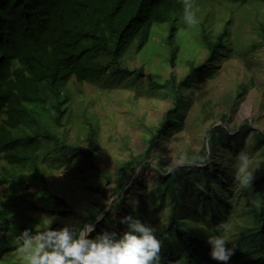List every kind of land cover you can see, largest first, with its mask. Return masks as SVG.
Masks as SVG:
<instances>
[{"label": "rangeland", "instance_id": "rangeland-1", "mask_svg": "<svg viewBox=\"0 0 264 264\" xmlns=\"http://www.w3.org/2000/svg\"><path fill=\"white\" fill-rule=\"evenodd\" d=\"M193 4L198 9L199 29L205 25L213 38L227 29L228 48L220 50L214 61L208 62L212 76L200 74L189 88L181 89L186 97L185 106L182 113L175 116H178L177 122H183V127L177 130V126L169 130L170 135L164 133L157 138L149 161L151 166L136 164L128 171L123 168L127 161L137 160L145 153L150 138L159 132L167 111L175 106L169 87L156 86L152 81L163 84L173 77L179 83L191 69L189 61L207 62L209 51L198 44L191 29L184 31V46L179 51L176 66L164 54V51H170L165 42L170 29L168 25H162L153 38L159 45L157 50L149 43L147 52H138L132 47L125 53L122 66L135 71L133 74L117 78L107 73L94 82L84 83H78L75 78L70 80L65 87L69 95L68 110L63 119L66 124L56 129L65 148L50 142L39 152V166L44 178L35 176V172H24L23 177L31 184L29 191L33 194L28 198L35 200L37 207L28 204L29 208L23 213L12 212L10 229L0 235L17 240V235L23 231V221L30 230L37 232L49 227L48 217L56 218L50 225L54 229L65 223L82 227L90 222L95 223L96 232L104 228L119 231L124 228L119 224V218L132 213L154 225L161 239L171 202L155 207L149 192L167 170L178 165H195L203 169L196 170L189 181L178 180L176 183L182 225L203 237L209 246L204 229L211 231L213 227L202 193H210L221 206L213 215L216 224L227 220L233 225L228 236L236 249L228 262L245 258H238L237 239L252 224L250 208L259 205L256 197L264 193V142H257L253 131H264V2L242 4L196 0ZM180 20L183 21V15ZM181 34L177 37L182 38ZM140 69L144 73L138 76ZM242 85L245 89H241ZM222 120L234 135L247 124L251 128H246L234 140L218 143L212 159L209 133ZM90 148H95L93 156L78 152ZM241 150L249 153L250 164L256 169L249 188H241L233 179L235 156ZM199 152H202L201 156H208V163L194 164L193 158ZM210 163L220 166V170L210 167ZM4 165L1 161L0 170ZM138 176L133 189L121 196L113 193L119 183L133 181ZM215 191L220 199L212 194ZM57 197L63 203L57 201ZM0 198H3L2 187ZM121 199V206L115 207L114 202ZM205 200L208 206V197ZM103 204L108 207L99 216V221L89 220L90 212ZM178 250L173 249V253L177 254ZM20 253L21 248L7 254L0 264H26ZM183 256L179 254L176 262H182Z\"/></svg>", "mask_w": 264, "mask_h": 264}, {"label": "trees", "instance_id": "trees-1", "mask_svg": "<svg viewBox=\"0 0 264 264\" xmlns=\"http://www.w3.org/2000/svg\"><path fill=\"white\" fill-rule=\"evenodd\" d=\"M221 1L242 4L264 2ZM183 3L184 0H0V162H5L0 170V187L3 188L0 232L10 229L12 212L23 213L29 208L28 204L37 207L35 200L28 198L33 195L29 191L31 184L23 174L25 171L35 172V176L44 178L39 166V152L45 144L54 142L56 146L65 148L56 129L66 124L63 119L68 110L69 95L65 87L70 80L75 78L78 83H84L94 82L107 73L117 78L133 74L135 71L122 66L125 53L132 47L138 52H147L149 43L157 50L159 45L153 38L162 25H168L170 29L165 38L170 51H164V54L173 66H176L177 56L184 46V31L187 29L194 33L198 44L208 49L209 56L207 62L196 64L195 59L189 61L191 69L179 83L173 77L163 84L152 81L156 86L169 87L175 106L167 111L159 132L150 138L145 153L137 160L125 163V171L136 164L151 166L149 161L157 138L164 133L170 135L169 130L177 126V130L183 127V122H177L178 116H175L180 115L185 106L186 97L181 89L189 88L200 74L212 76L208 62H213L220 50L228 48L227 29L213 38L205 25L202 30L198 28L199 24L187 28L180 20ZM178 34L183 35L182 38L177 37ZM196 70L199 73L196 74ZM143 71L140 69L138 76ZM241 89L245 86L242 85ZM223 120L209 133L212 159L218 143L234 140L246 128H251L247 124L234 135ZM253 131L257 142L263 143L264 131ZM78 152L93 156L95 148ZM201 155L202 152H199L194 157ZM209 165L214 169L221 168L214 163ZM202 169L201 166L178 165L167 170L149 192L155 207L171 202L161 238L162 264H223L211 259L210 246L206 245L205 239L189 231L179 219L180 201L176 183L178 180L189 181L196 170ZM262 169L264 171V162ZM138 179L139 176L133 181L119 183L113 193L116 196L127 193L135 187ZM212 194L220 199L218 192ZM202 195L205 208L210 210L209 222L214 230L216 218L213 215L220 211L221 206L210 193L203 192ZM206 197L210 202L208 206ZM256 198L259 205L250 208L252 224L237 239L240 246L237 249L238 258H245L227 264H264V193ZM56 200L63 203L58 197ZM121 204L122 199L114 202L115 207ZM225 205L228 207L226 202ZM106 207L108 204H103L91 211L89 220L99 217ZM21 227L22 230L29 229L25 221ZM19 248L20 242L0 235V261ZM176 248H179L177 254L173 253ZM179 254L184 256L182 262L177 263Z\"/></svg>", "mask_w": 264, "mask_h": 264}, {"label": "clouds", "instance_id": "clouds-1", "mask_svg": "<svg viewBox=\"0 0 264 264\" xmlns=\"http://www.w3.org/2000/svg\"><path fill=\"white\" fill-rule=\"evenodd\" d=\"M197 11L192 0H184L183 23L187 28L199 23ZM193 159L200 165L209 162L207 155ZM250 159L246 150L235 156L233 179L241 188L252 187L255 178L256 169L251 166ZM55 219L48 217L49 227L41 231L25 228L17 235L20 254L26 264H162V241L156 234L157 229L138 215L129 213L120 217L123 230L104 228L95 235H91L95 232V223L86 222L82 227L65 223L54 229L50 225ZM99 219L97 217L96 221ZM232 229L233 225L227 220L216 224L214 230L204 229L211 259L223 264L230 260L236 249L228 236Z\"/></svg>", "mask_w": 264, "mask_h": 264}]
</instances>
